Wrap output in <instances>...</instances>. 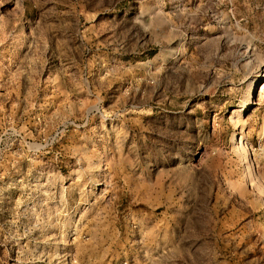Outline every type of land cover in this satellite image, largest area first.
Returning <instances> with one entry per match:
<instances>
[{"label": "rangeland", "instance_id": "374dc122", "mask_svg": "<svg viewBox=\"0 0 264 264\" xmlns=\"http://www.w3.org/2000/svg\"><path fill=\"white\" fill-rule=\"evenodd\" d=\"M264 0H0V264H264Z\"/></svg>", "mask_w": 264, "mask_h": 264}, {"label": "bare ground", "instance_id": "6f19581e", "mask_svg": "<svg viewBox=\"0 0 264 264\" xmlns=\"http://www.w3.org/2000/svg\"><path fill=\"white\" fill-rule=\"evenodd\" d=\"M262 89H264V85H263Z\"/></svg>", "mask_w": 264, "mask_h": 264}]
</instances>
